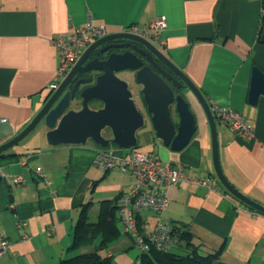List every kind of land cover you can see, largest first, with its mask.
<instances>
[{
    "label": "crops",
    "instance_id": "1",
    "mask_svg": "<svg viewBox=\"0 0 264 264\" xmlns=\"http://www.w3.org/2000/svg\"><path fill=\"white\" fill-rule=\"evenodd\" d=\"M88 16L106 32L132 25L148 29L150 21L164 19L157 46L210 105L237 109L252 125L254 136L248 138L217 122L219 161L237 189L264 205V94L255 104L248 102L252 68L264 70V0H0V117L15 132L28 124L52 91L60 57L54 39L73 25H84ZM90 105L98 108L102 103ZM192 105L198 111L193 99ZM46 130L41 122L0 152V232L10 241L0 264H54L75 254L68 247L85 203L89 221L103 218L105 225L118 227V235L102 252L118 262L129 260L134 245L114 208L133 177L94 165L102 147L93 141L50 146ZM136 135L137 146L148 148L142 151L185 164L193 178L215 174L208 132H195L180 151L165 146L148 120ZM13 175L21 181L8 178ZM168 199L160 217L144 209L140 218L150 225L158 218L185 225L203 249L223 245L221 259L229 264H264V213L220 183L209 191L191 182L171 185ZM24 233L30 237L22 239ZM100 242L101 234L79 252L93 251Z\"/></svg>",
    "mask_w": 264,
    "mask_h": 264
},
{
    "label": "water",
    "instance_id": "2",
    "mask_svg": "<svg viewBox=\"0 0 264 264\" xmlns=\"http://www.w3.org/2000/svg\"><path fill=\"white\" fill-rule=\"evenodd\" d=\"M112 39L127 41L100 50L130 48L113 50L103 57L93 55L98 45ZM260 41L264 43V28ZM124 70L133 71L138 90L130 88L128 80L118 75ZM88 72L90 75L78 76ZM260 94H264V70L254 65L248 102L255 104ZM134 97L141 101L142 108ZM192 99L209 124L213 168L219 183L240 201L264 213V205L237 189L224 174L219 161L217 122L200 88L149 38L131 31L106 32L90 43L21 131L15 132L8 120L0 117V140L9 137L0 144V152L17 144L41 122L47 128L45 139L50 146L80 145L91 140L101 147L115 144L123 149L135 148L136 133L147 120L165 146L180 151L196 132ZM93 102L102 106L93 108ZM104 130L109 134L105 135Z\"/></svg>",
    "mask_w": 264,
    "mask_h": 264
},
{
    "label": "built area",
    "instance_id": "3",
    "mask_svg": "<svg viewBox=\"0 0 264 264\" xmlns=\"http://www.w3.org/2000/svg\"><path fill=\"white\" fill-rule=\"evenodd\" d=\"M164 25V19L157 18L149 22L148 29H138L132 25L126 31L144 35L157 45L161 44L160 34ZM105 33L103 26L94 25L92 18L88 16L84 25H73L68 33H60L54 39L60 57L50 85L52 89L66 75L82 51ZM211 109L216 122L226 125L230 131L248 138L254 136L252 125L241 111L217 104L211 105ZM93 164L106 170L115 168L133 177V183L120 194L117 216L123 232L130 237L132 244L140 252H146L151 247L165 251L178 240L173 223L158 218L153 225H150L140 218V212L144 209H150L158 217L161 216L168 207V190L171 185L191 182L204 187L207 191L216 189L219 185L215 174L193 178L189 167L185 164L162 161L158 155L137 148L123 149L118 146L98 148ZM1 174L7 177L5 173ZM8 178L14 182H20L22 179L20 175L8 176ZM46 232L49 234L51 229H47ZM0 236V255H2L8 250L10 241L3 231L0 232ZM29 237L24 233L22 239Z\"/></svg>",
    "mask_w": 264,
    "mask_h": 264
},
{
    "label": "trees",
    "instance_id": "4",
    "mask_svg": "<svg viewBox=\"0 0 264 264\" xmlns=\"http://www.w3.org/2000/svg\"><path fill=\"white\" fill-rule=\"evenodd\" d=\"M105 135L109 131H104ZM88 203L83 204L80 217L74 227L73 241L68 247L76 251L68 257L60 259L54 264H115L113 258L102 252L107 243L118 235V227L114 224L105 225L102 219L89 221L87 214ZM117 212V206L114 208ZM103 213V212H102ZM176 228L177 242L168 250L162 251L151 247L146 252H139V264H229L221 259L223 245L217 249H203L199 242L193 240L191 232L185 225H173ZM101 234V242L89 252H79L81 247L87 246L96 236ZM175 247L184 248L185 254L173 251Z\"/></svg>",
    "mask_w": 264,
    "mask_h": 264
},
{
    "label": "rangeland",
    "instance_id": "5",
    "mask_svg": "<svg viewBox=\"0 0 264 264\" xmlns=\"http://www.w3.org/2000/svg\"><path fill=\"white\" fill-rule=\"evenodd\" d=\"M157 45H159V44H157ZM120 74L122 75V76L119 75L120 77L128 80L130 88H132L133 90H138L139 86L134 82L132 72H130L129 70H124V71H120ZM135 100H136V103L138 104V106L140 108H142V103L138 99V97H136ZM196 105L198 106V108L200 110L198 109V111H197L193 108V106L191 107L193 112H194L195 120H196V134L202 135V133L204 134V133L208 132L210 135V128H209L207 118H206L203 110L199 107V105L197 103H196ZM210 137H211V135H210ZM136 148L138 150H141V151L148 149L142 144H139ZM173 251H176V252H179L182 254H185L187 252L184 248H178V247H175L173 249ZM139 252H140L139 249L136 248L135 246H133L128 250L129 254L127 256L129 257V260L125 259L123 261H119L120 263L116 259H114L113 261L115 264H139V259H137V257H136L137 253H139Z\"/></svg>",
    "mask_w": 264,
    "mask_h": 264
},
{
    "label": "flooded vegetation",
    "instance_id": "6",
    "mask_svg": "<svg viewBox=\"0 0 264 264\" xmlns=\"http://www.w3.org/2000/svg\"><path fill=\"white\" fill-rule=\"evenodd\" d=\"M126 41L127 40H125V39H112V40H109L107 42H104V43H102V44H100V45H98L96 47V49L94 50V54L93 55L98 54L100 57H103V56L107 55L109 52H111L113 50L120 51V50L129 49L130 47L127 46V47H123V48L122 47H117V48L116 47H109L107 50H104V51H101L100 50L101 48H103L105 46L113 45V44H120V43H123V42H126ZM143 60H144V63L145 64L148 63V61H147V59L145 57H143ZM130 72L133 73V71H130ZM118 73H120V72H118ZM87 75H90V72H88V73H82V74H80L78 76H87Z\"/></svg>",
    "mask_w": 264,
    "mask_h": 264
},
{
    "label": "bare ground",
    "instance_id": "7",
    "mask_svg": "<svg viewBox=\"0 0 264 264\" xmlns=\"http://www.w3.org/2000/svg\"><path fill=\"white\" fill-rule=\"evenodd\" d=\"M104 131H106V130H104Z\"/></svg>",
    "mask_w": 264,
    "mask_h": 264
}]
</instances>
